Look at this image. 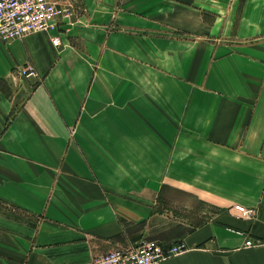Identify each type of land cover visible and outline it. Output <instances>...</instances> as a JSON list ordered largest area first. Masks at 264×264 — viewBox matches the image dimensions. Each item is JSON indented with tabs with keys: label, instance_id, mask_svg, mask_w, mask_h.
Instances as JSON below:
<instances>
[{
	"label": "crops",
	"instance_id": "0c3cea01",
	"mask_svg": "<svg viewBox=\"0 0 264 264\" xmlns=\"http://www.w3.org/2000/svg\"><path fill=\"white\" fill-rule=\"evenodd\" d=\"M144 1L83 0L56 47L0 40V264H90L142 241L185 244L161 264H264V117L255 131L248 106L203 95L227 91L223 59L258 60L264 80V0L225 19ZM253 45L261 59L238 53Z\"/></svg>",
	"mask_w": 264,
	"mask_h": 264
},
{
	"label": "built area",
	"instance_id": "2783aa9c",
	"mask_svg": "<svg viewBox=\"0 0 264 264\" xmlns=\"http://www.w3.org/2000/svg\"><path fill=\"white\" fill-rule=\"evenodd\" d=\"M66 16L68 10L62 8L57 0H0V40L9 42L46 33L51 35V43L56 47L60 43L59 24ZM22 73L33 75L34 71L28 66ZM234 210L241 218H250L253 214L252 210L240 205L234 206ZM245 246L250 247L252 243L247 241ZM185 249L181 242L164 247L155 241H142L93 258L90 264H161Z\"/></svg>",
	"mask_w": 264,
	"mask_h": 264
},
{
	"label": "rangeland",
	"instance_id": "374dc122",
	"mask_svg": "<svg viewBox=\"0 0 264 264\" xmlns=\"http://www.w3.org/2000/svg\"><path fill=\"white\" fill-rule=\"evenodd\" d=\"M62 8L68 10V16L63 17L59 24V32H66V27L69 28L76 20H80L85 13V4L83 0H57ZM145 2L147 5L154 3L153 0H148ZM82 2V3H81ZM242 0H240V3ZM216 3L218 6L219 16L225 19V7L227 4H232V0H203L202 4L207 6V8L212 7ZM235 4V2H234ZM261 37V36H260ZM260 41V40H258ZM250 43L256 42L254 39L249 40ZM261 42V41H260ZM242 45H235V47H241ZM243 48V47H242ZM240 49V50H239ZM238 53H246L251 58L261 59V47L253 45L249 50L242 51L241 48H238ZM235 58V56H234ZM258 60L251 61L247 66L245 62L237 60H220L217 64L218 75L212 78L214 84L225 85L227 88L226 92L212 91L210 93H203V95H213L220 100L228 102H239L243 103L244 107L248 106L249 117H258V121H251V127L256 131L261 124H259L260 118L264 117V92H261L264 88V80L261 76H256L257 73L260 74L261 65H258ZM259 66V67H257ZM249 68V72L246 73L241 69ZM262 80V82H261ZM262 84V85H261Z\"/></svg>",
	"mask_w": 264,
	"mask_h": 264
}]
</instances>
